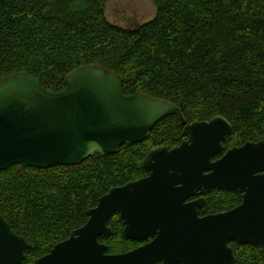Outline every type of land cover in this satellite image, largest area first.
Returning <instances> with one entry per match:
<instances>
[{"label": "trees", "instance_id": "obj_1", "mask_svg": "<svg viewBox=\"0 0 264 264\" xmlns=\"http://www.w3.org/2000/svg\"><path fill=\"white\" fill-rule=\"evenodd\" d=\"M110 1L0 0V77L26 73L58 93L72 71L100 65L122 78L127 95L171 102L188 124L228 119L233 133L222 155L264 141V0H114L156 5L155 18L139 33L108 21ZM186 139L181 120L169 116L148 139L114 155H93L76 166L0 171V214L35 245L22 264H34L83 227L111 189L146 177L143 161L151 151ZM204 198L201 216L243 202L239 192L219 189ZM109 227L112 235L100 239L109 255L140 246L125 237L118 214ZM231 247L237 264H264L261 246Z\"/></svg>", "mask_w": 264, "mask_h": 264}, {"label": "water", "instance_id": "obj_2", "mask_svg": "<svg viewBox=\"0 0 264 264\" xmlns=\"http://www.w3.org/2000/svg\"><path fill=\"white\" fill-rule=\"evenodd\" d=\"M65 83L54 93L26 73L0 77V171L76 166L93 155H114L148 139L169 116H178L187 139L150 152L143 162L147 177L111 189L85 226L35 264H237L231 242L264 248V141L222 155L233 133L228 119L188 124L171 102L127 95L122 78L100 65L75 69ZM214 189L237 191L243 202L202 217L204 196ZM115 214L127 239L150 242L109 255L100 238L112 235ZM34 249L0 214V264H22Z\"/></svg>", "mask_w": 264, "mask_h": 264}, {"label": "rangeland", "instance_id": "obj_3", "mask_svg": "<svg viewBox=\"0 0 264 264\" xmlns=\"http://www.w3.org/2000/svg\"><path fill=\"white\" fill-rule=\"evenodd\" d=\"M156 5L152 1H110L105 14L110 23L128 30H137L156 16Z\"/></svg>", "mask_w": 264, "mask_h": 264}, {"label": "flooded vegetation", "instance_id": "obj_4", "mask_svg": "<svg viewBox=\"0 0 264 264\" xmlns=\"http://www.w3.org/2000/svg\"><path fill=\"white\" fill-rule=\"evenodd\" d=\"M247 143H248V142H247ZM155 150H156V149H155ZM151 152H152V151H151ZM219 158H220V157H219ZM143 162H144V161H143ZM147 172H148V171H147ZM148 175H149V173H148ZM148 175H147V176H148ZM147 176H146V177H147ZM139 180H140V179H139ZM137 181H138V180H137ZM124 186H125V185H124ZM116 188H117V187H116ZM235 192H237V191H235ZM205 196H206V195H205ZM205 196H204V197H205ZM196 199H198V197H197V198H194V199H192V200H196ZM204 199H205V198H204ZM242 199H243V197H242ZM189 201H191V200H189ZM189 201H188V202H189ZM204 204H205V203H204ZM96 207H97V206H96ZM236 208H237V207H236ZM93 209H94V208H93ZM201 209H202V208H201ZM201 209H200V210H201ZM234 209H235V208H234ZM232 210H233V209H232ZM230 211H231V210H230ZM227 212H228V211H227ZM223 213H225V212H223ZM219 214H221V213H219ZM200 215H201V214H200ZM213 215H217V214H213ZM202 217H205V216H202ZM120 218H121V217H120ZM122 222H123V221H122ZM86 224H87V223H86ZM86 224H85V225H86ZM85 225H84V226H85ZM123 225H124V223H123ZM124 228H125V227H124ZM79 229H80V228H79ZM110 229H111V228H110ZM124 235H125V234H124ZM101 238H102V237H101ZM101 238H100V239H101ZM148 242H150V240L147 241V242H142V243L139 242V243H141L139 247H141V246L147 244ZM100 243H102V242H100ZM231 243H234V242H231ZM231 243H230V247H231ZM139 247H138V248H139ZM231 248H232V247H231ZM262 248H263V247H262ZM136 249H137V248H136ZM232 249H233V248H232ZM263 249H264V248H263ZM52 250H53V249H52ZM52 250H51V251H52ZM134 250H135V249H134ZM233 250H234V249H233ZM132 251H133V250H132ZM26 253H27V252H26ZM47 255H48V254H47ZM45 256H46V255H45ZM43 257H44V256H43ZM235 257H236V256H235ZM41 258H42V257H41ZM39 259H40V258H39ZM37 260H38V259H37ZM37 260H36V261H37ZM36 261H35V262H36ZM34 264H35V263H34Z\"/></svg>", "mask_w": 264, "mask_h": 264}]
</instances>
